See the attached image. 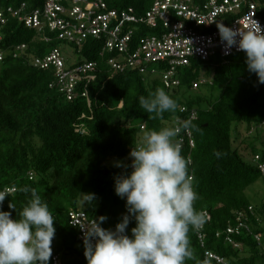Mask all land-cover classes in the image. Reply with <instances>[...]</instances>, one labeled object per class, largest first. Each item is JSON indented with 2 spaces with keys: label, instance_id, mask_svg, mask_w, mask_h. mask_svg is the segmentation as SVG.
<instances>
[{
  "label": "trees",
  "instance_id": "16d2710c",
  "mask_svg": "<svg viewBox=\"0 0 264 264\" xmlns=\"http://www.w3.org/2000/svg\"><path fill=\"white\" fill-rule=\"evenodd\" d=\"M23 3L36 10L45 0H0V11ZM154 3L110 0L109 6L117 11L133 9L136 16H144ZM257 3L264 22V0ZM149 34L148 30L137 33L135 41ZM0 38L4 55L0 62V189H17L5 198L2 210L16 219L30 196L19 189L37 190L56 219L49 264L55 257L61 264H88L81 233L70 225L71 213L85 211L98 222L106 217L101 227L114 231L127 214L126 198L115 193V178L131 173L130 152L142 143L145 132L173 127L177 120L191 119L193 113L192 123L199 129L191 132L196 145L192 149L188 143L182 155L191 159L190 173L199 196L194 206L209 216L202 230L204 246L199 231L189 233L196 259L187 264L204 260L219 264L208 259L207 253L228 264H264V198L254 204L247 195L264 179L258 169L264 164V84L249 72L246 53L226 60H195L190 68L180 69L181 85L168 89L159 76L115 71L110 61L119 59L118 55L104 51L102 41L68 44L48 30H30L15 19L0 27ZM68 45L73 56L63 51ZM22 46L27 51L21 55L17 49ZM56 50L64 53L69 69L97 64L92 79L78 84L72 101L59 85L55 70L44 71L32 64L33 57ZM156 68L161 75L166 70ZM205 72L207 82L200 84ZM157 87L174 98L179 108L150 119L140 108L139 98ZM117 162H126V167L115 166ZM80 194H95V199L81 209ZM9 203L16 208L10 209ZM240 213L248 217L250 231L237 237L242 249H235L226 242L225 233L231 226L236 228ZM134 227L133 218L126 230L129 237Z\"/></svg>",
  "mask_w": 264,
  "mask_h": 264
},
{
  "label": "clouds",
  "instance_id": "9594fccd",
  "mask_svg": "<svg viewBox=\"0 0 264 264\" xmlns=\"http://www.w3.org/2000/svg\"><path fill=\"white\" fill-rule=\"evenodd\" d=\"M218 28L226 49L238 45L246 53L249 72L264 84V28L253 19L244 30L223 23ZM139 105L150 119L162 118L164 113H175L179 108L178 102L159 87L141 96ZM194 129L199 131L191 119H186L177 120L173 127L144 133L142 143L129 154L133 158L131 173L115 178L116 195L126 198L127 214L122 222L114 231L106 230L101 227L106 220L102 216L99 222L91 220L83 227L88 264H187L196 259L189 233L203 228L207 214L194 206L199 196L190 173L191 159L182 155V143L176 139ZM116 166L126 167L122 162ZM16 191L14 186L0 189V264H49L56 219L37 190L27 186L19 191L30 196L13 219L2 205ZM80 195L86 205L95 199V194ZM9 208L16 207L9 203ZM133 218L136 227L129 237L126 230Z\"/></svg>",
  "mask_w": 264,
  "mask_h": 264
},
{
  "label": "built area",
  "instance_id": "2783aa9c",
  "mask_svg": "<svg viewBox=\"0 0 264 264\" xmlns=\"http://www.w3.org/2000/svg\"><path fill=\"white\" fill-rule=\"evenodd\" d=\"M109 2L110 0H45L44 6L36 10H31L27 3H23L19 7L11 6L0 11V27L15 19L30 30L39 33L48 30L59 41L68 44L80 46L90 39L102 41L104 51L118 55L119 59L113 58L110 61V66L115 71L137 70L144 76H159L168 89L181 85L180 69L190 68L195 60L209 62L217 57L226 60L245 53L238 49V45L226 49L221 42L219 23L244 30L253 19L264 28V22L258 16L257 0H155L153 7L144 16H136L133 9L112 10ZM144 30H148V34L150 31L152 33L135 41L136 34ZM17 51L22 55L27 47H19ZM3 59L4 55L0 51V62ZM32 64L44 71L55 70L58 83L69 101L75 98L78 84L91 80V73L97 67L96 63L90 62L69 69L66 57L60 50L42 58L33 57ZM156 66L166 67L162 75ZM206 82L207 80L202 79L200 84ZM198 85H194L195 89H198ZM86 96L83 94L84 98ZM195 119L196 114L193 113L191 120ZM176 139L182 143V150L188 143L190 148H195L192 133L182 132ZM258 169L264 174V164ZM250 211H253L252 208ZM70 219L71 226L80 231L84 243L83 227L95 219L83 212L71 213ZM247 220L244 213L238 214L236 228L231 226L225 233L226 242L235 249H242L237 237L243 231H250ZM203 229L204 226L199 230L202 246L205 242ZM257 240L260 241V238ZM206 257L219 264H228L212 253H207ZM53 264L61 263L55 257Z\"/></svg>",
  "mask_w": 264,
  "mask_h": 264
},
{
  "label": "rangeland",
  "instance_id": "374dc122",
  "mask_svg": "<svg viewBox=\"0 0 264 264\" xmlns=\"http://www.w3.org/2000/svg\"><path fill=\"white\" fill-rule=\"evenodd\" d=\"M63 51L69 56H73L74 55L73 49L69 45L68 46H64L63 47ZM206 76H207V72H205L203 74V78L206 79L205 78ZM137 124H138L137 122H133V125H137ZM243 129H244V127H243ZM261 134H264V129H262ZM116 164L117 163H115V166H116ZM122 164L125 165L126 162H122ZM247 195H248L249 199L252 201V203H254V204L261 203V201L264 198V179L259 181L255 186L251 187L248 190ZM80 206H81V209H83L85 207V203L83 201V198H81Z\"/></svg>",
  "mask_w": 264,
  "mask_h": 264
}]
</instances>
